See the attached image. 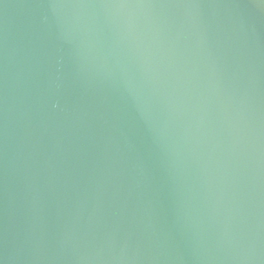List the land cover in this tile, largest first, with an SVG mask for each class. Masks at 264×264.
Listing matches in <instances>:
<instances>
[{
  "label": "water",
  "instance_id": "95a60500",
  "mask_svg": "<svg viewBox=\"0 0 264 264\" xmlns=\"http://www.w3.org/2000/svg\"><path fill=\"white\" fill-rule=\"evenodd\" d=\"M0 264H264V0H0Z\"/></svg>",
  "mask_w": 264,
  "mask_h": 264
}]
</instances>
